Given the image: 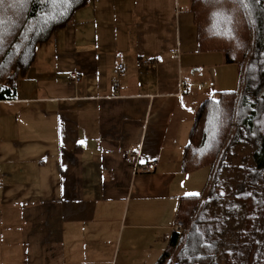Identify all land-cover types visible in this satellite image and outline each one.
Returning <instances> with one entry per match:
<instances>
[{
  "label": "crops",
  "instance_id": "obj_1",
  "mask_svg": "<svg viewBox=\"0 0 264 264\" xmlns=\"http://www.w3.org/2000/svg\"><path fill=\"white\" fill-rule=\"evenodd\" d=\"M190 5L91 0L14 75L0 100V264H155L178 236L182 197L209 174L184 170L196 111L238 84L224 53L199 50Z\"/></svg>",
  "mask_w": 264,
  "mask_h": 264
},
{
  "label": "trees",
  "instance_id": "obj_2",
  "mask_svg": "<svg viewBox=\"0 0 264 264\" xmlns=\"http://www.w3.org/2000/svg\"><path fill=\"white\" fill-rule=\"evenodd\" d=\"M90 1L0 0V100L16 96L14 75L25 73L39 46ZM245 5L191 0L199 50L224 53L226 63L238 66V84L208 97L196 111L184 170L208 167V178L200 194L182 197L177 216L184 227L155 264H264V0ZM239 146L252 166L224 194L228 159ZM226 201L229 218L218 237L207 240L199 229L203 214Z\"/></svg>",
  "mask_w": 264,
  "mask_h": 264
},
{
  "label": "rangeland",
  "instance_id": "obj_3",
  "mask_svg": "<svg viewBox=\"0 0 264 264\" xmlns=\"http://www.w3.org/2000/svg\"><path fill=\"white\" fill-rule=\"evenodd\" d=\"M236 149L235 154L228 159V179L223 185L225 187L223 192H226L224 194L233 192L236 189L235 185L238 178L247 174L252 166L249 152L246 154L247 150L242 146H239ZM229 203V201H226L225 203L221 202L220 205H211L204 212L199 229L201 234L208 238L207 240L211 241L215 237H218V230L222 226V223L225 224L229 218L227 213L228 209H225L228 207ZM249 237L252 238L251 232L249 233ZM254 239L261 241L262 237L257 238V236H254Z\"/></svg>",
  "mask_w": 264,
  "mask_h": 264
},
{
  "label": "built area",
  "instance_id": "obj_4",
  "mask_svg": "<svg viewBox=\"0 0 264 264\" xmlns=\"http://www.w3.org/2000/svg\"><path fill=\"white\" fill-rule=\"evenodd\" d=\"M123 67H124V64L122 62H120L117 65L118 70L123 69ZM72 78H73V80H75L77 82L81 80V76L77 73H74L72 75ZM151 168H152L151 162H146V163L141 165V169L143 171H149V170H151ZM0 185H1V173H0ZM174 226L177 230L181 231L184 227V220L182 218H176Z\"/></svg>",
  "mask_w": 264,
  "mask_h": 264
},
{
  "label": "snow or ice",
  "instance_id": "obj_5",
  "mask_svg": "<svg viewBox=\"0 0 264 264\" xmlns=\"http://www.w3.org/2000/svg\"><path fill=\"white\" fill-rule=\"evenodd\" d=\"M61 3L67 4L70 2V0H60ZM215 3H221V0H214ZM233 3H237L239 5H245V0H232Z\"/></svg>",
  "mask_w": 264,
  "mask_h": 264
}]
</instances>
